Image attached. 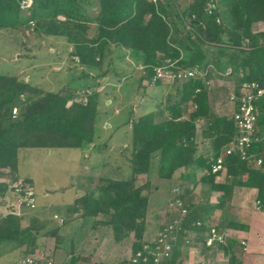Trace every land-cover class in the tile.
<instances>
[{
	"label": "trees",
	"instance_id": "16d2710c",
	"mask_svg": "<svg viewBox=\"0 0 264 264\" xmlns=\"http://www.w3.org/2000/svg\"><path fill=\"white\" fill-rule=\"evenodd\" d=\"M260 23L264 24V0H33L29 8L22 7V0H0V33H17L22 48L29 38L65 41L74 50L70 57H77L87 69L71 82L93 81L86 88H75L70 82L51 91L19 74H0V180H20L22 150H84L94 144L102 115L100 82L109 75L119 81L127 77L125 72H117L115 58L136 61L143 72L141 83L145 80L147 86L172 88L159 99L156 112L138 117L131 111L126 123L131 137L119 146L120 160L104 162L119 169L120 176L100 177L96 190L78 201L84 204L82 215L45 234L55 238L56 248L71 239L65 264H90L87 241L93 232L103 230L110 232L114 248L133 240L127 259L106 256L103 264H154V255L161 248L158 236H148L150 198L164 181L170 183L169 205L176 215L159 227V233L173 225L176 242L199 247L210 263L216 252L223 251L231 256L229 264H241L235 252H241L242 246L227 236L225 244L207 246L206 237L212 229L220 235L228 230L248 231L225 196L234 188L256 190L258 202L264 205V129L260 125L264 95L255 103L257 122L248 154H231L224 170L212 173L222 151L238 137L237 106L230 96L238 97L246 83L255 82L264 90V32H253V26ZM158 68L174 76L193 70L198 74L187 81L154 83ZM230 68L233 71L228 76L234 83L225 100L235 105V112L215 115L214 104L223 89L211 83ZM157 112L167 113V119L157 122ZM112 135L104 142L105 152L112 150ZM208 154L212 155L209 162ZM258 160L263 161L261 167L256 165ZM182 169L190 172L174 181ZM198 170L200 183L209 186L210 192L223 194L217 205L192 203ZM221 173L226 175L223 184L216 181ZM141 175L155 178L154 185H137ZM24 182L33 187L32 180ZM8 192V184L0 182V197ZM183 210L181 223L175 224ZM217 211L221 215L216 221ZM23 220L16 213L0 215V246L11 244L20 249L30 245L29 257L34 254L39 229L34 219L22 228ZM63 229L71 232L65 234ZM173 254L174 250L160 264H173Z\"/></svg>",
	"mask_w": 264,
	"mask_h": 264
},
{
	"label": "rangeland",
	"instance_id": "374dc122",
	"mask_svg": "<svg viewBox=\"0 0 264 264\" xmlns=\"http://www.w3.org/2000/svg\"><path fill=\"white\" fill-rule=\"evenodd\" d=\"M15 39H18V42ZM20 41L22 40H19L17 33H0V74H19L23 79L31 80L34 84L41 85L47 90L57 91L67 86L83 70L87 71L77 57H70V53L74 50L69 48L63 40L47 39L39 41L29 38L25 48L20 46ZM115 67L118 73L125 72L126 79H128L124 78L119 81L114 75H109L101 80L99 91L102 92L100 104L102 115L97 125L94 144L84 150L48 151L45 149H28L20 151L18 175L20 180H32L36 193V207L35 209L23 208L15 211L14 196L8 192L4 198L0 197V215L10 211L20 213L23 217L34 219L39 232H42L43 228H47L48 232L54 231L61 227L60 219L66 220L68 205L71 203L76 191L93 192L97 188L100 177L118 178L120 176L119 169L113 165L105 166L104 162L109 161L116 164L120 160L119 146L122 145L124 139L130 140L131 137H129L131 128L126 124L131 111H134L138 117L156 112V105L160 97L168 91V87L162 85L147 86L148 81L145 80L141 83L143 72L134 60L126 59L122 61L115 58ZM91 72L97 74L95 70ZM92 82V80L77 79L71 82V85L75 88H86L92 85ZM162 83L167 84L169 81H162ZM211 84L217 87L215 80ZM174 93L175 90L172 91V95ZM226 94L227 89L218 95V101H224ZM107 101H110L109 105H107ZM226 104L230 103L226 101ZM158 120H160V117L157 115L156 121L159 122ZM106 127L110 128L106 129ZM111 135L110 149L112 150L105 152L104 142ZM154 180L153 177L141 175L137 185H144L147 182L153 183ZM10 181L8 179L0 180L2 183H9ZM167 185L166 181L161 182L158 191H155L152 187L154 190L151 198L154 203L149 209L148 236L153 235L155 232L153 229L167 218L168 213L164 211L166 205L171 201L166 189ZM202 190L201 185L197 186V190L193 188V191H195V197L191 198L193 204L203 200L204 195L201 196L202 198L196 196V193L198 191L202 192ZM48 192H53V194ZM164 202L165 205H163ZM56 216H58V219H55ZM43 234L44 232H42ZM89 239L91 240L86 245L85 251L86 255L90 257V264L106 263V256L112 259H115V257L119 260L127 259L133 241L132 239L131 241H125L114 248L113 244L110 243L111 234L107 230L93 232ZM101 244L102 246H100ZM44 245L46 248L53 246V240H47ZM9 247L10 244H3L0 247V255L7 251ZM62 248L63 250H69V243L65 241ZM118 252H121V257ZM41 254L35 256L47 257L44 252ZM31 256L29 255V257ZM6 260L10 261L12 257H6Z\"/></svg>",
	"mask_w": 264,
	"mask_h": 264
},
{
	"label": "crops",
	"instance_id": "0c3cea01",
	"mask_svg": "<svg viewBox=\"0 0 264 264\" xmlns=\"http://www.w3.org/2000/svg\"><path fill=\"white\" fill-rule=\"evenodd\" d=\"M253 32L259 33L264 32V24H255L253 26ZM232 68L228 69L227 73L225 75L219 74L215 79V85L217 83V88L219 90L221 89H230L231 86L234 83V80L231 76H228L232 72ZM249 71L248 67L244 70L245 73ZM171 87L168 88V91L164 93V95H167L171 91ZM218 90V92H219ZM162 96L160 97V99ZM107 105L110 104V101L106 102ZM112 103V102H111ZM230 103V102H229ZM213 110L215 111L214 114H221V115H233L235 112V105L230 103L226 104V100L224 101H217L214 104ZM136 115V114H135ZM157 115L160 117L159 122L165 121L167 119V113L161 114L157 112ZM137 116V115H136ZM261 127L264 129V119L263 122L260 124ZM109 126H111L109 124ZM108 127V126H107ZM106 129H109L107 128ZM53 154L55 152H52ZM207 162L212 160V155L208 154L206 156ZM264 167V166H263ZM156 168H154L155 170ZM190 171L182 169L178 171L174 177L173 180L176 181L180 176L188 174ZM245 177H247V173L244 174ZM201 179V170H198L195 175V182L196 185L192 186V193L190 198L193 199L194 196V190H197V186L201 185L203 187L202 192L198 191L196 193V196H203V200L197 202L199 203H205L208 202L210 205L215 206L218 204V199L223 194L217 193V192H210L209 186L200 183ZM217 183H225L226 181V175L225 173H221L216 178ZM33 183V182H32ZM168 185L166 186V189H169L170 183L167 182ZM74 190V189H72ZM202 193V195H201ZM86 192H83L82 190L76 191V194L72 198L71 203L68 205V213L66 215V220H72L76 221L78 217H80L84 210V204L79 203L78 201L80 198H82ZM169 195V192H168ZM226 198L229 200V207L232 212H236L239 214L240 220L243 224H245L248 227V231L242 232V231H234V230H228L226 232V236L229 240L233 241L235 244H239L241 246V243L244 242L246 244V251L244 249L240 252L237 251L236 256H238V261H241V264H264V211L258 210L257 203H258V193L254 189H248V188H240L236 187L233 189L231 193L225 194ZM199 198V197H198ZM202 198V197H201ZM191 199V200H192ZM11 201V200H10ZM168 202V201H167ZM154 201L151 198V207L153 205ZM196 203V204H197ZM165 205V202L163 203ZM168 213L166 216V220L162 221V223H159L158 226L153 229L155 232L153 234V238L158 235L160 232L159 227L169 221L171 219V216L176 215V212L174 209L167 204L165 211ZM18 212V211H17ZM7 214V213H5ZM17 214V213H16ZM18 215V214H17ZM19 215L22 216V214L19 213ZM221 213L217 211L213 217V220H218ZM55 219H58V216L55 217ZM29 220V222H28ZM29 218L24 217V220L22 222V228L27 227L30 223ZM65 219H60V226L63 225ZM27 223V224H26ZM75 223V222H74ZM42 232L44 234L42 235ZM42 232L40 231L38 233V240L36 242V248L34 250V255L36 254H44L49 257L54 264H65L68 261V249L63 250V248H56L55 238L45 235L48 231L47 228H43ZM64 232V231H63ZM71 231L64 233H70ZM47 240H53L54 245L49 246L48 248L45 247V243ZM90 240L87 241V245L90 243ZM71 242V239L68 240ZM67 241V242H68ZM71 245V244H70ZM102 246V244L100 245ZM104 246V244H103ZM1 247V246H0ZM243 247V246H242ZM244 248V247H243ZM31 250L30 245H27L25 247H22L20 249L14 248L11 244L7 251H4L0 255V264H20L22 260L27 258L28 252ZM174 254H173V264H229V260L231 256H226V254L223 251L216 252L215 258L213 263H210L209 260L206 259V256L202 254L199 247H191L186 246L183 243L176 242L174 245ZM241 250V249H240ZM47 251V252H46ZM46 252V253H45ZM41 254V255H42ZM6 257H12V260L7 261Z\"/></svg>",
	"mask_w": 264,
	"mask_h": 264
},
{
	"label": "built area",
	"instance_id": "2783aa9c",
	"mask_svg": "<svg viewBox=\"0 0 264 264\" xmlns=\"http://www.w3.org/2000/svg\"><path fill=\"white\" fill-rule=\"evenodd\" d=\"M33 4V0H22V7L29 8ZM211 13V10H210ZM198 73L196 71H185L183 73L174 76L171 72H168L162 68H158L156 70V75L153 78V82L157 81H169L173 82L174 80L187 81L191 78H194ZM264 95V90L260 88V86L255 83H246L241 91L239 96L231 95L230 102L235 103L237 106V111L234 115V120L237 124L238 129V137L236 140L228 145L223 151L219 159L212 166V173H219L224 170V165L226 161V157L230 156L233 153L240 152L242 156H246L248 154V150L252 145V134L255 130V125L257 122V117L255 114V103L262 98ZM16 109L13 111L16 114ZM257 167H261L263 165L262 160L256 161ZM8 184V190L11 195L14 196L15 203V211L20 210L22 208L27 209H35L36 207V193L32 186L27 185L23 180H19L17 182H6ZM258 210H262L264 205H261L259 202L257 203ZM13 213V212H8ZM185 210L181 212V216L179 220L175 222V224L181 223V217L185 214ZM173 225L169 227L168 230L159 233L158 243L159 249L161 251L155 253L154 264H160V261L166 260L170 258L172 255V251L174 249V245L176 243V237L173 236ZM215 243L225 244L226 243V235H220L216 229H212L207 237L206 244L207 246H212ZM161 246V247H160ZM241 246L244 247V251H246V244L244 242L241 243ZM139 257L141 254L138 255ZM136 262V260H134ZM20 264H54L52 261L45 260L43 257L31 256L22 260Z\"/></svg>",
	"mask_w": 264,
	"mask_h": 264
},
{
	"label": "water",
	"instance_id": "95a60500",
	"mask_svg": "<svg viewBox=\"0 0 264 264\" xmlns=\"http://www.w3.org/2000/svg\"><path fill=\"white\" fill-rule=\"evenodd\" d=\"M49 194H53V192H48Z\"/></svg>",
	"mask_w": 264,
	"mask_h": 264
}]
</instances>
